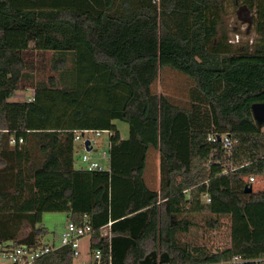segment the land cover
<instances>
[{
    "label": "trees",
    "instance_id": "1",
    "mask_svg": "<svg viewBox=\"0 0 264 264\" xmlns=\"http://www.w3.org/2000/svg\"><path fill=\"white\" fill-rule=\"evenodd\" d=\"M247 5L261 33L264 0ZM222 8L221 0H0L1 243L40 244L42 213L60 211L90 224L98 264H229L264 253V190L245 191L243 179L264 174V130L251 112L264 101V42L232 49L225 34L215 40ZM47 52L58 78L34 79L29 68ZM167 69L193 82L190 106L152 89ZM27 87L32 101L10 99ZM182 116L187 160L172 142ZM115 119L128 123L127 138ZM85 128L110 131V171L75 167L73 130ZM212 131L228 132L232 148L208 140ZM12 134L24 137L21 148L9 145ZM150 149L159 190L144 180ZM201 212L229 216L226 246L180 240L189 214ZM109 220L107 237L100 227ZM73 263L67 247L39 262Z\"/></svg>",
    "mask_w": 264,
    "mask_h": 264
},
{
    "label": "rangeland",
    "instance_id": "2",
    "mask_svg": "<svg viewBox=\"0 0 264 264\" xmlns=\"http://www.w3.org/2000/svg\"><path fill=\"white\" fill-rule=\"evenodd\" d=\"M249 0H221L222 10L220 26L217 29L215 40L222 39L223 34L228 38V43H231L232 49L240 44L248 43L250 45L260 42L262 33L254 30V24L256 21V11L252 7L251 13L253 15V26L247 30V24L243 23L237 16V5L246 3ZM264 29V28H263ZM264 42V38H263ZM52 56L51 52H47L44 55H40L34 58L32 68H29V73L34 79L46 80L49 74L55 75L58 78V73L52 69ZM69 60V58L67 59ZM70 65L69 61L65 62V67ZM177 73V74H176ZM60 83V82H59ZM62 84V83H60ZM193 86V82L181 73L164 70L160 72V75L155 79L152 84V89L159 93L165 94L170 101L178 106L188 107L190 106L189 91ZM25 89V88H24ZM16 91L11 100L17 101L30 95L29 90ZM117 126L121 138H127L129 136V125L127 122L115 119L113 120ZM264 130V125H262ZM188 126L185 122V118L182 116L178 119L174 128L172 136V142L178 151V154L187 160L188 158ZM95 150H91L88 154L92 157H99L102 164L106 165V159L101 158L100 152L104 149L107 150V137L105 133H102L96 140ZM84 152L79 141L74 143V165L77 168L83 166L80 161V156ZM159 154L155 149H150L148 152V159L146 165V177L150 184L157 183L159 173ZM246 176H243L245 179ZM125 184V183H124ZM252 191L264 190V174L256 175L253 182ZM204 201V200H203ZM205 202V201H204ZM192 221L189 231L180 235V240L190 245H204L209 250H216L226 246L230 240V218L228 215L216 216L208 212L193 213L188 216ZM67 217L65 212L60 211H45L42 213L41 222L37 225L43 227L45 230L41 234L40 241L43 243L58 244L60 241V234L64 228ZM210 220H216L217 225L215 227L210 226L208 222ZM3 243L11 242V240H4ZM80 249L82 253L88 251V237L84 236L80 239ZM80 261V259H77Z\"/></svg>",
    "mask_w": 264,
    "mask_h": 264
},
{
    "label": "built area",
    "instance_id": "3",
    "mask_svg": "<svg viewBox=\"0 0 264 264\" xmlns=\"http://www.w3.org/2000/svg\"><path fill=\"white\" fill-rule=\"evenodd\" d=\"M24 90H29L30 95L21 99L29 102L33 100L34 89L31 87H27ZM74 133V141H79L84 152L80 156V161L82 162L84 168L86 170L92 171H103L111 169V156L109 153L110 147V136L111 133L107 129H75L73 130ZM105 133L107 137V150H102L100 152L101 158L106 159V165L102 164L99 160V157H92L88 153L91 150H95L96 148V140L102 134ZM208 140L221 141L224 148L228 151L232 148L234 144V140L231 138L228 132L218 133L216 131H212L208 135ZM88 140V147L86 149L84 142ZM8 143L11 147L14 148H21L24 143L25 139L22 135H15L12 134L9 136ZM246 184L252 185L255 176L249 175L246 176L244 179ZM203 200L208 203L210 202V197L207 192L202 194ZM112 221H108L106 224L100 227V234L103 236H110V225ZM90 224L85 220L81 224H77L72 220H66L64 228L60 234V241L58 244L53 243H43L40 244L34 243H20L13 245L9 242L1 243L0 242V264H39L42 261L43 257L67 247L70 249L72 256L74 258L73 264H98V261L101 257L100 249H95L90 257L89 261H79L77 262L76 259L80 258L81 250H80V239L86 235H89L91 232ZM249 261H253L256 264H264V253L259 257L254 259H246L241 257L240 255H233L232 258L229 260V264H246ZM152 264H160V263H152Z\"/></svg>",
    "mask_w": 264,
    "mask_h": 264
},
{
    "label": "water",
    "instance_id": "4",
    "mask_svg": "<svg viewBox=\"0 0 264 264\" xmlns=\"http://www.w3.org/2000/svg\"><path fill=\"white\" fill-rule=\"evenodd\" d=\"M247 28L250 27L251 20L247 19ZM251 112L254 120L259 124V125H264V101L262 102H254L251 104ZM84 145L86 149H89L88 145V140L84 142ZM244 190L247 192L252 191V186L249 184L244 185Z\"/></svg>",
    "mask_w": 264,
    "mask_h": 264
},
{
    "label": "flooded vegetation",
    "instance_id": "5",
    "mask_svg": "<svg viewBox=\"0 0 264 264\" xmlns=\"http://www.w3.org/2000/svg\"><path fill=\"white\" fill-rule=\"evenodd\" d=\"M235 3H237V0H235ZM238 4V3H237ZM236 13H237V16L238 18L243 22V23H246L247 24V19H250L251 20V24H250V27L247 28L246 31H249V29L253 26V15L251 13V8L248 7V5L246 3H242V4H239L237 5V9H236ZM257 15V14H256ZM257 17H256V21H255V24H254V30L257 29ZM264 26H261V33L263 32V29ZM258 31V30H257ZM259 32V31H258ZM263 38H264V35L262 34V41H263Z\"/></svg>",
    "mask_w": 264,
    "mask_h": 264
},
{
    "label": "crops",
    "instance_id": "6",
    "mask_svg": "<svg viewBox=\"0 0 264 264\" xmlns=\"http://www.w3.org/2000/svg\"><path fill=\"white\" fill-rule=\"evenodd\" d=\"M159 157V156H158ZM146 174H147V172H146V169H145V172H144V180H145V182H146V184H147V186L148 187H150L151 189H153V190H159V186H160V177H159V173H158V179H157V183H155V184H150L148 181H147V177H146ZM67 217V216H66ZM109 221H112V220H109ZM183 233H186V232H183ZM183 233H181V234H183ZM87 237H88V251L84 254V253H82V251H81V255H80V258H78V259H80V262L81 261H83V260H85V261H89L90 260V257H91V252L89 251V235H86ZM81 250V249H80ZM76 261H77V259H76ZM77 262H79V261H77Z\"/></svg>",
    "mask_w": 264,
    "mask_h": 264
}]
</instances>
